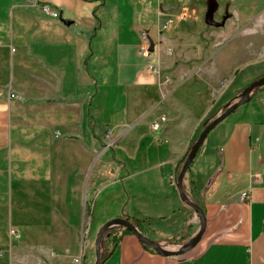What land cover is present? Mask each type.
I'll return each mask as SVG.
<instances>
[{
	"label": "crops",
	"instance_id": "0c3cea01",
	"mask_svg": "<svg viewBox=\"0 0 264 264\" xmlns=\"http://www.w3.org/2000/svg\"><path fill=\"white\" fill-rule=\"evenodd\" d=\"M258 9L264 0H0V264H95L115 218L160 251L125 231L102 242L101 264H264V87L208 133L184 177L206 216L197 244L201 220L178 188L190 149L233 101L218 87L226 73L245 84L235 89L264 77V50L252 31L241 39ZM172 10L203 11L202 68L167 64L169 36L200 25L175 26ZM11 228L19 242L2 237Z\"/></svg>",
	"mask_w": 264,
	"mask_h": 264
},
{
	"label": "rangeland",
	"instance_id": "374dc122",
	"mask_svg": "<svg viewBox=\"0 0 264 264\" xmlns=\"http://www.w3.org/2000/svg\"><path fill=\"white\" fill-rule=\"evenodd\" d=\"M186 1V0H185ZM193 3V5H202V2L204 0H187ZM259 5H263L262 3ZM171 13H176L175 18V26H178L180 23H183L185 20L189 19H195V22H200V25L196 28H191V32L187 34L186 36H182L180 33H175L172 36H169L172 31L166 32L165 36L171 37L170 47L173 48V53L168 56L167 64L170 66L178 65L179 68L188 69L189 71L194 70L193 68H202L204 66V58L200 57L199 54H201L202 50V43L201 40L203 39V35L206 33L205 31L209 29L204 21H203V11L202 10H193V11H184V10H172ZM257 14V17L255 19H252V22H248V19H245V21L242 24V36L241 39L243 41L249 40L245 37L246 34H249V31H252V35L254 36L253 40L257 39L258 44V50L261 53L264 50V9H258L257 11H252ZM192 27V26H191ZM205 27V31H204ZM168 28V27H167ZM167 28H160L161 32L164 30H167ZM199 29H201L200 32H197ZM203 29V30H202ZM240 32V33H241ZM201 33L200 39L197 37V34ZM255 33V34H254ZM168 37V38H169ZM189 37V41L186 40V38ZM151 43V42H150ZM263 73H258V77H261ZM231 74L226 73V77L224 78L223 85H218L219 88L225 89L226 92L223 95V98L228 99L232 98L233 101H231V105L234 103H237L241 100V93L244 89H235L237 86L245 85L241 84L238 79H234L232 82V85H229L230 82V76ZM234 78V77H233ZM218 87L215 89V91H218ZM229 91H231L230 94ZM230 105V106H231ZM106 143H109L110 145H114V141H110L109 139H106ZM105 145V143H102ZM191 150V149H190ZM110 231H112L110 233ZM109 232H107L102 240V242H114V238L112 237L113 229H111ZM8 240L9 238L13 242H19L14 241L10 235V229H7V234H3L2 237Z\"/></svg>",
	"mask_w": 264,
	"mask_h": 264
},
{
	"label": "water",
	"instance_id": "95a60500",
	"mask_svg": "<svg viewBox=\"0 0 264 264\" xmlns=\"http://www.w3.org/2000/svg\"><path fill=\"white\" fill-rule=\"evenodd\" d=\"M263 86H264V77H262L261 79L251 83L241 93V95H240L241 100L239 102L234 103L233 105L227 107L226 110L221 115H219L212 123H210L209 125H207L205 127V129L202 131V133L200 134L197 141L192 146L191 151L188 155L187 161L180 171V174L178 176V188H179L180 195H181L183 201L197 213L198 217L201 220V228H200V231L198 232L197 236L195 237V239L193 241L194 244H197L202 238V235H203L204 230H205V225H206V216H205L204 210L198 204L191 201L188 198V196L185 194L184 188H183L184 177H185L188 169L190 168L191 164L193 163L195 157L197 156L198 151H199L202 143L204 142L206 136L208 135V133L211 130H213L224 119H226L231 114L232 111H234L236 108L242 106L246 101H248L251 98V96L253 95V93L256 91V89L263 87ZM117 226L123 227L126 230H129L130 232L135 234L144 244L154 248L156 251H160V248L158 247V245L153 240L144 236L138 230V228L135 226V224L133 222H131L130 220H128L126 218H115V219L108 221L101 228V230L98 234V237L96 240V261H95V264H101V259H102L101 245H102V240H103L105 234ZM183 252H184V250L167 252L165 254L167 256H176V255L182 254Z\"/></svg>",
	"mask_w": 264,
	"mask_h": 264
},
{
	"label": "built area",
	"instance_id": "2783aa9c",
	"mask_svg": "<svg viewBox=\"0 0 264 264\" xmlns=\"http://www.w3.org/2000/svg\"><path fill=\"white\" fill-rule=\"evenodd\" d=\"M42 11L45 14L50 15V16H52L54 18H60L61 17V13L58 10L53 9L50 5H43L42 6ZM170 24H171V20L167 24H165L163 27L167 28L168 25H170ZM167 52H170V50H167ZM139 53L142 56H146V57H149L151 55V53H152L150 37H149V34L146 33V32H141V44H140V47H139ZM165 121H166L165 117H161L159 121L153 122L152 125H151L152 130L155 131V132H159L160 130H162V124ZM263 171H264V168H263ZM257 177H259V174L254 175L253 178L257 179ZM241 198H242L243 201L249 199L248 192H243L241 194ZM125 231H126L125 228L119 227L112 233V237L114 239L115 238H120L124 234ZM10 235H11V237H12V239L14 241H19L20 234L17 231V229L11 228L10 229ZM74 262H75V264H81V259L80 258H76L74 260Z\"/></svg>",
	"mask_w": 264,
	"mask_h": 264
},
{
	"label": "trees",
	"instance_id": "16d2710c",
	"mask_svg": "<svg viewBox=\"0 0 264 264\" xmlns=\"http://www.w3.org/2000/svg\"><path fill=\"white\" fill-rule=\"evenodd\" d=\"M263 87H264V86H263ZM261 88H262V87L256 89V91L260 90ZM212 122H213V121H212ZM212 122H211V123H212ZM126 231H127V232H130L129 230H126ZM115 241H116V240H114V244H115Z\"/></svg>",
	"mask_w": 264,
	"mask_h": 264
}]
</instances>
